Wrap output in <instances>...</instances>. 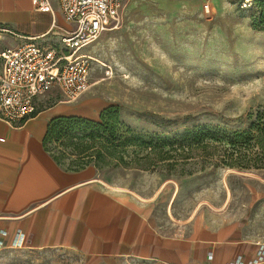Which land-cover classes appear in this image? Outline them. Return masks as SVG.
Listing matches in <instances>:
<instances>
[{
	"label": "rangeland",
	"instance_id": "rangeland-1",
	"mask_svg": "<svg viewBox=\"0 0 264 264\" xmlns=\"http://www.w3.org/2000/svg\"><path fill=\"white\" fill-rule=\"evenodd\" d=\"M82 51L92 56L90 86L72 104L110 127L51 142L57 161L93 166L145 202L163 233L264 239V171L225 163L238 119L264 106L257 0H126L120 23ZM42 99L49 107L63 97ZM111 108L115 122L102 120ZM0 264L95 263L63 249L8 248Z\"/></svg>",
	"mask_w": 264,
	"mask_h": 264
},
{
	"label": "crops",
	"instance_id": "crops-1",
	"mask_svg": "<svg viewBox=\"0 0 264 264\" xmlns=\"http://www.w3.org/2000/svg\"><path fill=\"white\" fill-rule=\"evenodd\" d=\"M51 1L53 11L44 12L33 0H0V53L26 40L63 46L75 24ZM74 101L47 107L43 100L29 118L12 125L0 120V251L63 249L95 264H227L255 257L257 240L212 230L163 233L149 221L145 202L105 183L93 166L59 163L44 137L52 119L82 114Z\"/></svg>",
	"mask_w": 264,
	"mask_h": 264
},
{
	"label": "built area",
	"instance_id": "built-area-1",
	"mask_svg": "<svg viewBox=\"0 0 264 264\" xmlns=\"http://www.w3.org/2000/svg\"><path fill=\"white\" fill-rule=\"evenodd\" d=\"M126 0H57L75 29L62 47H45L26 40L0 53V120L8 124L38 112L43 97L56 90L63 101H74L90 86L92 56L82 51L102 33L119 24ZM37 10L52 12L51 0H33ZM208 7V5H205ZM5 232L0 228V250ZM227 264H264V239L257 240L254 258Z\"/></svg>",
	"mask_w": 264,
	"mask_h": 264
},
{
	"label": "trees",
	"instance_id": "trees-1",
	"mask_svg": "<svg viewBox=\"0 0 264 264\" xmlns=\"http://www.w3.org/2000/svg\"><path fill=\"white\" fill-rule=\"evenodd\" d=\"M257 4L260 7V19L264 23V0H257ZM116 117L117 112H114L112 108L103 111L101 114L102 120L107 118L108 121H114ZM238 120H241L245 124L242 129L236 130L229 135L231 148L226 154L225 163L231 167L255 168L264 171V106L249 112ZM105 125L110 127L108 122ZM105 125L77 115L54 118L49 122L44 137V146L50 150L49 144L51 142L57 141L78 130L102 128L107 131ZM110 133L113 139H116L113 126L110 129ZM82 167L85 166L78 165L73 167V169Z\"/></svg>",
	"mask_w": 264,
	"mask_h": 264
}]
</instances>
